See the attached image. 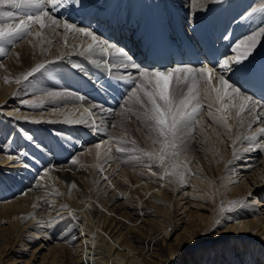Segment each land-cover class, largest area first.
I'll use <instances>...</instances> for the list:
<instances>
[{
    "label": "bare ground",
    "instance_id": "bare-ground-1",
    "mask_svg": "<svg viewBox=\"0 0 264 264\" xmlns=\"http://www.w3.org/2000/svg\"><path fill=\"white\" fill-rule=\"evenodd\" d=\"M173 2L183 13L185 18L195 25L204 18L208 9L213 5L211 0H173ZM253 2H255L256 7L264 6L260 3V0H237L233 3V7L230 10H233V14H236L238 10H242ZM121 3L128 5L127 0H88V9L94 10L95 15L103 19L104 15L97 10H100V8L104 6V8L108 7L109 12L111 8ZM146 4H153L159 12L163 9L160 0H141V4L137 7L140 9L138 14L141 17L144 14L142 9H146ZM68 9L70 13L67 16L59 17V11L55 13V15L63 22L84 26L82 23H79L80 19L78 18L76 9L73 7H68ZM48 10L51 11V8L49 7ZM12 11L15 12L17 10L13 9ZM105 13H107V10L104 11V14ZM73 15L75 16L74 19L72 18ZM257 23H259V21H257ZM105 27L108 28L107 25H105ZM244 28H246V30L242 37H240L241 29H238L240 40L246 39L251 30L255 28V25L243 23V29ZM233 30L234 28H231L230 31L232 32ZM32 32V35L22 41L16 42L14 45H10V43L7 42H0V49L4 50V53L0 54V140L4 139L7 135L14 136L12 134V127H8L10 121L7 119V116L14 113L13 108H19V106H7L4 105V103H6L8 99H16L17 93L27 82V80L24 79L25 75L32 72L33 69H37L38 65H45V67L38 69L33 72V74L48 70L54 75L60 74L63 80V78L65 79V70L73 68L86 77L89 76L91 80L99 78V83H101L102 79V77H100L101 74L112 76V73L115 72L118 74L117 78H119V73L123 71L116 66H111V71H109L110 66L104 63L106 57L108 60L116 59L114 52L110 50L106 54L99 52L93 54L87 53L85 49L87 44L90 43V40L83 37L82 34L65 32L62 25L55 29L51 26L40 29V26L37 24L33 26ZM36 32H40V36H36ZM12 47L13 49H11ZM117 47L123 49L122 46ZM243 48L244 45L241 46L240 50L243 51ZM81 52H85V54L80 55ZM128 55L132 58L134 57L129 53ZM124 79H127L126 75ZM17 80L20 82L17 83ZM70 80L65 79L64 81H67L66 84L70 85ZM85 81L86 80L80 78L72 79L74 86H80L82 88L72 87L74 91L73 94H70L67 90L71 86H68V89L66 88L60 91L61 94H67L66 97L60 101L52 102L55 91L48 89L50 92L47 91V93L51 95L48 98H43L41 106H30V111L21 112V110H19L21 113L17 111L18 114L13 115L14 120H18L21 114L36 118L38 122L44 119V124L29 125L28 131L29 134H31V140L26 137L17 138V135H15V137H13L14 140L10 144L6 142V147L3 148L2 153L8 150V153L11 155L15 153L19 154L21 161L26 165L33 166L34 171L35 169L39 170V168H42L41 170H44L48 173L47 176L53 179L48 185L44 186L43 184H38L34 186L32 183L30 184L31 181H29L32 173H28L27 176L23 178L18 177L15 179L14 189L11 187L10 192L7 190H0L2 192H0V227H3L6 221H11V225L4 229V231L7 232L4 246L16 242V240L18 241L21 237L20 228L23 226L21 224L29 216L34 217V219L38 218L41 222L46 223V225H50L53 224L58 217L63 216L61 213L64 210H70L69 213L75 211L77 218L83 221L81 224L83 227L81 229L82 237L80 246L78 245L77 247V253H84L87 248H90V244H92L93 248L97 246L98 250H102L103 253H105V249H107L109 255H104L99 258V260L91 258L85 261L82 260L83 257H80L76 260L77 264H88V261L90 262L89 264H121L123 260H121L122 262L120 263L119 256L126 259V264H153L152 261L144 260V254L146 253L157 259L154 264H175L177 252L180 250L174 251L169 246L170 244H168V240L171 239V233L168 230V227L171 226L170 222L165 223L163 220L159 222L162 224V234L158 238V244L147 242L131 235L128 228V221L134 219L136 215H152L150 212L140 211L142 209L137 210L136 207L138 206L134 205L132 203L134 202L133 199L128 197L130 195L125 197L124 203H119L115 205L114 208H111L116 202L114 197L110 196L112 190L119 184L127 185V183H131V172H125V169L112 182L102 183L104 181H102V178L99 179L97 177L96 170L100 165L102 166V164L105 163L107 165L111 163L113 164L112 166L117 164H120L121 167L126 166L127 162L124 159V153H118L116 149L117 147L126 148V146H128L125 145L127 140L124 139L125 142L116 144L114 141L115 138L109 135L108 129L112 112L110 113L106 110H103L102 117L98 113L95 118V124L98 126L99 130L93 131L91 129V120L88 119V115L95 109L89 108V111H85V108L93 104L100 106V104L95 103L94 100L90 99L87 95L86 97L81 96L80 93H86V91L93 87L90 85H95L92 82ZM122 85L125 86L123 81ZM213 85L219 87L218 80L215 77L213 78ZM187 87L188 84L185 88V94ZM140 95L142 96V93H140ZM201 102L203 103V108L201 109L199 124L196 125L194 131H191L185 137V142L179 144L177 149L167 150L169 155L166 156V159L175 162L176 170L174 178L172 179L173 182H175L180 171H184L186 168L190 169L193 175L191 186L198 188L199 191L204 194L199 199L202 198V200L210 203L213 210L206 218L198 215L196 221L178 220L180 225L185 224L186 227L184 228V239L177 243L182 245L184 250H196L193 255L198 254L200 250H204L206 253L205 258L201 259L200 255L196 261L190 264H259V261L264 262V157L261 162H259L257 158L259 155L264 154H262L261 149L244 151L242 146L246 143L245 137L253 134L249 128V124H251L252 129L257 127L254 117L258 116L261 121H264V115L260 113V107L264 104L260 102L256 112L252 115L245 112L239 117L236 116L235 108L230 109L227 113V123L231 128V132H228L223 122L219 120V115L216 113V108L219 105L213 103L212 106L209 107L210 102L203 97L202 88ZM193 103H195V101ZM239 103L240 101L238 100L237 104ZM106 105L111 104L106 103ZM209 112L213 113V116L216 117L215 120L212 116L208 115ZM124 116L126 122L123 128L129 132V137H131L133 135L129 124L131 118L128 114H124ZM83 119L86 121L80 123L79 121ZM241 120L243 124H241ZM81 124H86L88 126L87 129L90 131H85V129L81 127ZM144 125L151 133L152 138H155L156 142L161 147L160 141L163 138L157 137L156 134L150 130L147 123L144 122ZM260 127H264V123H262ZM57 132H62L65 137L71 140L74 146L72 149L75 151L77 149L79 151L83 149L86 150L80 159L78 158V163L66 164L67 156L58 148L56 139H54ZM261 140H264V137H261ZM80 141L84 147H81L82 145L80 146ZM94 141L100 144V147L87 150L89 145L85 143L95 145ZM136 141L139 142L137 139ZM40 144H46L52 147L55 154H46L42 149L37 147V145ZM113 144L116 146L113 147ZM233 146H235L239 153L240 159L234 156ZM133 147L136 149L134 151H151V149L147 147L144 149L140 148L139 143ZM106 151L111 152L104 154ZM173 151L178 153L175 157L171 155ZM2 153H0V160L2 159L3 163H5L9 159L6 155L8 153ZM145 153H135L132 155L139 156L137 161L141 164L143 160L149 158L148 156L145 158L141 157L143 155L145 156ZM22 155H25V157L23 158ZM87 159H89V162ZM89 164L92 165L90 169ZM150 165V163H145L140 166L149 168ZM132 175L134 176L133 179L137 178L134 174ZM87 178H90V183L87 182ZM73 184L77 186V189L72 187L69 191V187ZM98 184L101 185L100 188H98ZM169 184L170 189H173V185L171 183ZM139 185L142 190L145 189L144 184ZM23 187H33V194L30 190L29 193H31V195L18 196L19 189ZM192 193L193 198H197L195 192L193 191ZM11 195H15L16 199H11V197H13ZM236 201L245 202L247 205L246 210H233L231 212L226 210L221 212L222 206L224 209H228L229 206ZM52 203H57V205L52 206ZM85 205H91L92 211L90 214H86V216L83 217L78 211ZM203 205L204 204L196 207L198 209H203L205 208ZM236 207L239 208L238 205ZM164 209L165 211H162L164 217L156 219H170L169 207H164ZM117 211L123 212L117 213ZM102 217L105 218L101 220ZM220 217L226 221L232 219L237 222L239 221V224L237 226L236 223L231 227L225 225V227H227L225 232L218 235V237L211 238V240L203 241L206 232L212 230L213 226L216 225L214 223H216L217 219ZM94 220H99L97 221L99 224L98 229L102 227L105 231L102 230L97 237H94L93 233L87 234V232L91 230L88 225ZM135 221L140 225H147V222L138 218ZM18 226H20V228H18L17 231ZM77 226V224L72 226L73 232H76L75 228ZM112 232L117 236L111 242L110 234ZM91 236H93V240L90 241L93 242L86 243L85 238ZM131 239L136 240L138 246H132V244L129 243ZM109 241L111 243L108 247H104L103 242L108 243ZM66 242H69V239H67ZM117 243H119V246H116ZM66 246L63 245V247ZM201 246L202 248H199ZM218 249L221 250L217 251ZM63 250L65 251L64 248ZM253 250L256 251L253 252ZM57 252L58 251H56V253ZM99 252L100 251H96V253ZM214 253H218L216 260L213 259ZM8 262L6 261L2 264H8Z\"/></svg>",
    "mask_w": 264,
    "mask_h": 264
},
{
    "label": "rangeland",
    "instance_id": "rangeland-1",
    "mask_svg": "<svg viewBox=\"0 0 264 264\" xmlns=\"http://www.w3.org/2000/svg\"><path fill=\"white\" fill-rule=\"evenodd\" d=\"M11 45V44H10ZM13 49V47L11 48ZM65 68V67H63ZM64 73L65 79H78V77L73 73L77 72L75 69L72 68L73 72H70V69L65 70ZM69 73V74H68ZM83 76H85L83 74ZM106 76L104 74H101L100 77ZM60 74H52L48 70L43 72H37L33 74L32 76L27 78V82L24 84L23 88L19 90V92L16 95V99H8L4 105L7 106H19V108H13L14 113L7 116V119L10 121V125L8 127H12V134L17 135L18 137H26L22 135L19 130H23V133H26L27 136H30L28 131L29 125L33 126L34 124L42 125L44 124V119H41L39 122L36 120V118L33 117H27L26 115H20L18 120H14V114H18L19 110L21 112L24 111H30L31 107L34 106H41L43 98L50 97L51 94L47 93L48 89L51 91H55V95L52 102L63 100L67 94H61L60 91H63L64 89L67 90L70 94H73L72 85L74 82L70 80V85L66 84L68 81H64L65 79H60ZM85 78H89L86 77ZM90 79V78H89ZM88 79V80H89ZM99 78L98 79H90L89 82H92L95 85H99ZM63 81V82H61ZM94 81V82H93ZM180 83V85H179ZM182 85V86H181ZM69 86V87H68ZM187 84L183 81H176L174 80L172 83V90L175 91L177 87L179 88H186ZM76 89V88H75ZM50 92V91H48ZM81 96L86 97V94L80 93ZM79 96V95H77ZM90 98V97H89ZM91 99V98H90ZM129 100V101H128ZM25 102V103H22ZM107 103L111 105H103V110H106L107 112L111 113V122L109 125L108 133L110 136H113L115 138L116 144H119L120 142H125L127 140L125 145L126 148L129 150L135 149L133 146H136L138 143L140 145V148H150L151 151H128L124 153V159L127 162V165L124 167H121L120 164L114 165L113 164H102L100 167L97 168L96 174L97 177L100 179L102 178V183H108L112 182L116 177L122 173L125 169V172H131L132 182L127 183V185L119 184L117 187L112 190V194L110 196L114 197L116 202L111 208H114L117 204L124 203L125 197L127 195L130 199H133L134 202H132L134 205H137V210L142 209L140 211L150 212L152 215H136L134 216V219H130L128 221L129 230L131 235L136 236L144 241L147 242H153L158 244V238L160 237L161 233V226L159 222L163 220L165 223L170 222L171 226L168 227V230L170 231L171 239L168 240L169 246L174 250L178 251L175 264H190L196 261L198 259V256L201 259L206 257V253L204 250H200L198 254L193 255V253L196 250H184L182 245H179L177 242H180L184 239V228L186 227L184 225H180V222L178 223V220L184 219L186 220H192L196 221L197 216L201 215L203 218L208 217L213 208L210 203L207 201H204L199 199L203 193L199 191L198 188H194L191 186V179L192 174L189 168H186L184 171H180L178 174V177L175 179V182L172 181L175 175V162L168 161L165 157L164 165L161 167L159 165L158 159H145L141 162V164L137 161L139 159V156H135L132 154H143V153H154L156 155H159L161 152L160 145L156 142L155 138H152L151 133L147 130V128L144 125V122L146 123V117L144 115L145 109L138 103H135V98L132 97L131 99H125L123 100V103L114 106V103L112 104L110 101H106ZM113 102V100H112ZM102 105V104H100ZM113 105V106H112ZM65 109V108H64ZM18 111V112H17ZM69 111V110H68ZM19 112V113H21ZM124 114H128L131 118L130 128L133 132V135L129 137V132L126 131L125 128H123L124 123L126 122V118ZM4 116V115H3ZM89 119V115H88ZM14 122H13V121ZM86 120L83 119L79 121L80 123L85 122ZM17 122V123H16ZM19 126V127H18ZM81 127L85 129V131H90L87 129L86 124H81ZM93 135V134H92ZM10 136V135H9ZM9 136L7 135L4 139L0 140V153H2V150L4 147H6V142L9 144L14 140L12 137L11 140H9ZM102 137V136H101ZM54 138V136H53ZM123 138V139H122ZM57 146L59 149L62 150V153L67 156L66 164H70L71 159H75L76 163H78V158L84 154L86 150L79 151L78 149L75 151L72 149L73 143L69 138L65 137L62 132H57L55 135ZM125 139V140H124ZM139 140V142L136 141ZM97 140V139H94ZM83 141V140H82ZM135 141V144L133 145L131 142ZM95 145L97 144L96 141ZM86 145H89L87 150L90 148H94V144L85 143ZM82 145V142L80 141V146ZM93 146V147H92ZM116 146L113 144V147ZM64 150H63V148ZM81 147H84L83 145ZM74 150V151H72ZM136 150V149H135ZM111 151H106L104 154H108ZM8 153V150L6 152H3L2 154ZM15 153V152H14ZM10 153L6 154L7 156ZM13 157H16L17 154H12ZM23 158L25 155H22ZM142 158L147 157V155L141 156ZM264 155H259L258 160L261 162L263 160ZM89 162V159H87ZM23 163V164H22ZM145 163H150L151 165L149 168L142 167L140 165H144ZM26 164L21 161V157L19 159V162L17 159H8L7 162L3 163L2 159L0 160V190L9 191L12 187L14 189V183L15 179L18 177L23 178L24 176H27L28 173H32L31 178L29 179L30 184L32 183L34 186L38 184L48 185V183L52 182L53 178H49L47 176L48 173H46L44 170L35 169L34 167H26ZM91 164H89V169L91 168ZM165 170H167L169 173H172L170 175H164ZM153 173H156V175H153ZM92 174V173H91ZM134 174L137 178L133 179ZM180 177L183 178V182H181ZM49 178V179H48ZM87 182L90 183V178L86 179ZM139 180V181H138ZM173 182V183H172ZM169 183L173 185V189H170ZM139 184H144L145 189L142 190L140 188ZM17 186V185H16ZM30 186V185H29ZM50 186V185H49ZM64 186V184H63ZM100 184H98V188H100ZM8 188V189H6ZM51 188V186H50ZM55 188V187H54ZM26 189V190H25ZM72 189V187H69V191ZM77 189V186L74 188ZM31 190V193L33 194L34 188L33 187H23L19 189L18 196H28L29 191ZM51 191V190H50ZM53 191V190H52ZM195 192V196L197 198H193V193ZM1 192V191H0ZM14 192V191H13ZM2 193V192H1ZM0 193V194H1ZM114 195V196H113ZM11 199H16L15 195H11ZM59 198V196H58ZM181 198H187V199H181ZM73 199V197H72ZM71 199V200H72ZM204 199V198H203ZM254 201V198H253ZM45 203V201H44ZM191 204V205H190ZM205 206L203 209H198L196 206ZM57 203H52V206H56ZM86 207V208H85ZM164 207H169L170 210V219H156L160 217H164L165 209ZM207 208V209H206ZM85 209V211H84ZM81 211V212H80ZM84 214H83V212ZM92 211L91 205H85L82 209H79V214L83 217L86 216V214H90ZM70 210H64L61 214L63 216L58 217V219L50 225H46V223L41 222L40 219H34V217H28L21 225H23L21 228L20 226L17 227L20 228V234L21 237L16 240V242H13L11 244H8V246H4V242L6 239L7 232L4 231V229L8 228L9 225H11V221H6L5 225L3 227H0V264L4 262H8V264H77L76 260L80 257H83L82 260L85 261L86 259L96 258L99 260V258L103 257L104 255L109 256L107 249H105V253L102 252V250H98L97 246H92L90 244V248H87L86 251L77 253V247L80 246L81 241V229L82 227V220L77 218V214L75 211L69 213ZM123 211H117V213H121ZM201 213V214H200ZM79 215V216H80ZM156 216V217H155ZM101 217V216H100ZM131 217V216H130ZM167 217V216H166ZM75 218V219H74ZM105 218L102 217L101 220ZM143 220L144 222H147V225L145 226L138 224L135 220L136 219ZM99 220H94L89 224L90 231L87 232V234L93 233L94 237H97L102 232V227L98 229L99 224L97 223ZM220 223H214L216 225L213 226L212 230L210 232H206L204 240H211V238L218 237V235L225 232L224 229H227L225 225H229L230 227L237 223V226L239 224V221L232 220H225L222 219V217L219 218ZM77 224L78 226L75 228L76 232H73L72 226ZM215 230V232L213 231ZM104 231V230H103ZM105 232V231H104ZM93 236L86 237L85 241L86 243H92L90 240H93ZM117 235H115L113 232L110 234V240L111 242L114 240V238ZM103 237V236H102ZM207 237V238H206ZM67 239H69V242H66ZM89 239V242H88ZM101 242V241H100ZM110 241L108 243H104V247H108V245L111 243ZM68 245H67V244ZM130 244L132 246H138L137 241L134 239H131ZM210 243V242H209ZM208 243V244H209ZM63 245H67L66 247H63ZM116 246H119V243L116 244ZM65 249V251L63 250ZM199 248H202L199 247ZM62 249V250H61ZM221 249H218L217 251H220ZM56 251H58L56 253ZM96 251H100L99 254L96 253ZM256 250H253L255 252ZM61 252V253H60ZM96 253V254H94ZM99 254V255H98ZM148 253L144 254V260L145 261H157L156 258L151 257ZM95 255V256H94ZM79 256V257H78ZM218 256V253L213 254V259L216 260ZM98 257V258H97ZM120 263L123 260V263L126 264V259L122 258L121 256L118 257ZM258 260V259H257ZM220 261V260H219ZM151 262V263H152ZM90 262L88 261V264ZM259 264H264V262L259 261ZM87 264V263H82Z\"/></svg>",
    "mask_w": 264,
    "mask_h": 264
},
{
    "label": "snow or ice",
    "instance_id": "snow-or-ice-1",
    "mask_svg": "<svg viewBox=\"0 0 264 264\" xmlns=\"http://www.w3.org/2000/svg\"><path fill=\"white\" fill-rule=\"evenodd\" d=\"M211 3L214 5L226 4L229 9L233 7L232 0H211ZM260 3L264 5V0H260ZM69 6L84 11L88 8V0H0V42L14 45L32 35L33 26L37 24L40 29H44L46 26L55 29L62 25L65 32L82 34L83 37L90 40L85 49L87 53L106 54L110 50L114 52L116 59L108 60L106 57L104 63L110 66L109 71H111V66L123 70L119 73V79H117V73H112L114 85L120 87L122 80L128 86L123 97L125 101L134 97L135 103L140 104L145 109L144 115L150 130L157 137L163 138L160 141L161 152L159 155L151 152L145 153L149 159H158L161 167L164 165L165 157L169 155L167 150L177 149L179 144L185 142V137L194 131L196 125L199 124V117L203 108L201 88L203 89V97L210 102L209 107L213 103L219 105L216 108V113L228 132H231L227 123V113L230 109H236L237 117L245 112L249 115L256 112L260 102L254 99V93L256 91L264 92V6L256 7L255 2H253L237 11L233 17V23H250L255 25V28L251 30L246 39L237 41L230 46L231 55L210 57L198 65H176L164 69L141 67L128 55L125 49L118 48L113 42L96 33L90 26L84 27L61 21L55 13ZM49 7L51 11L48 10ZM13 9L17 11L14 12ZM40 34V32L35 33L36 36H40ZM222 39H229L227 31ZM242 45H244L243 51L240 50ZM3 53L4 50L0 49V54ZM84 54L85 52L80 53V55ZM44 67L45 65H38L37 69L27 73L24 79L27 80L33 72ZM125 75L127 79H124ZM214 77L218 80L219 87L213 85ZM174 80L188 84L186 94L183 88L177 87L175 91L172 90ZM16 82L19 83L20 81L17 80ZM238 100L240 101L239 104H237ZM194 101L195 103H193ZM89 108L95 109L89 114L90 127L93 131H98L95 118L98 113L102 117L103 105L96 106L93 104L86 107L85 111H89ZM260 113L264 115V105H261ZM208 115L212 116L214 120L216 119L212 112H209ZM254 121L257 127L252 129L251 124H249L253 134L245 137L246 143L242 147L244 151L261 149L262 154H264V147H262L264 140H261V137H264V127H260L264 121H261L258 116L254 117ZM241 124H243L242 120ZM18 131L31 140V137L23 133V130L18 129ZM11 139L12 136L10 135L9 140ZM131 143L134 145L135 141ZM37 147L46 154H55L54 149L46 144H40ZM95 147L99 148L100 144L95 145ZM116 151L126 153L130 150L125 147H117ZM233 153L237 159L241 158L235 146H233ZM177 154L176 151L171 152L173 157ZM8 158L17 159L19 162L20 155L17 154L16 157H13L9 154ZM70 163L75 164L76 160L73 158ZM25 166L30 167V165ZM170 174L172 173L165 170L164 175ZM180 180L183 182L182 177ZM71 187L75 188L76 185L73 184ZM237 205L239 208L236 207ZM246 208L245 202L236 201L228 209H224L222 206L221 212L246 210ZM216 223H220L219 219ZM224 230L226 231V229ZM213 231L215 232V230Z\"/></svg>",
    "mask_w": 264,
    "mask_h": 264
}]
</instances>
